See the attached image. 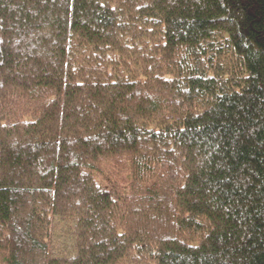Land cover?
<instances>
[{"label": "trees", "instance_id": "16d2710c", "mask_svg": "<svg viewBox=\"0 0 264 264\" xmlns=\"http://www.w3.org/2000/svg\"><path fill=\"white\" fill-rule=\"evenodd\" d=\"M0 264H264V0H0Z\"/></svg>", "mask_w": 264, "mask_h": 264}]
</instances>
